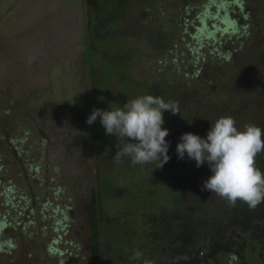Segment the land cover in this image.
Instances as JSON below:
<instances>
[{"label": "rangeland", "instance_id": "1", "mask_svg": "<svg viewBox=\"0 0 264 264\" xmlns=\"http://www.w3.org/2000/svg\"><path fill=\"white\" fill-rule=\"evenodd\" d=\"M182 1L185 4L184 0H149L148 8H143L142 1L132 0L128 9L138 12L136 15L142 22L140 30L148 31V36L145 31L144 35L141 31L134 33L132 27L123 42L124 33L108 34L109 37L96 42L97 54L86 50L83 58L81 55L87 47L81 46L87 39L83 20L85 0H0V153L8 162L6 169L0 168V177L4 179V182L0 180V192L4 186L6 193L5 197L0 193V209L5 210H0V221L12 222V227H6L11 228L9 232L0 231V242L9 238L15 243L14 250H10V263L1 256L0 264H56L58 256H48V244L52 241L61 251L60 258L67 259L63 264H87L90 252L88 222L76 210L75 216L69 219L63 215L69 214L67 206L87 200L91 190L98 188L96 173L102 188L114 194L103 216L114 219V216L127 213L114 225L104 224L106 263L130 262L131 254L127 253H132V248L144 255L139 264L145 261L154 264L167 256L161 253L163 246L168 249L169 235L177 231L180 224L176 213L182 211L179 206L174 209L171 198L179 191L176 189L179 185L174 179L171 181L166 170L156 168L155 163L133 168L124 165V160L121 166H114L102 157L95 162L92 158L96 149L94 136L106 145L113 135L105 134L99 117L92 125L86 123L88 116H83L86 115L85 104L81 101L85 94H81L83 88L80 90V87L84 84L82 80H86L91 111L96 108L111 110L108 103L118 105L113 101L119 98L123 103L126 99H134V95H153L175 103L181 116L189 118L204 107L220 109L224 103L232 107L241 101V96L236 95L238 87L244 84L241 77L232 79L220 74L222 77L209 82L198 79L203 76L204 69H208L206 74L211 76L214 66L222 68L227 64L218 55L220 47H224L221 42L233 41L241 32L249 31L253 16L241 19L242 14L232 4L233 0H193L198 6L188 7V15L184 17ZM210 1L216 4L210 3L208 11L202 12ZM246 1L245 7L255 11L254 20L263 31L264 0ZM87 9L92 14L93 9ZM213 11L217 12L214 17ZM224 13L235 18L236 28L229 24ZM197 16H204L207 28L200 27ZM238 23L244 27L243 31L238 29ZM159 39L167 50L157 49ZM132 47L137 49L136 54L130 50ZM68 51L77 60L74 66L80 71L79 75L72 74V68L71 73H67L71 59L69 56L70 60L64 61V57ZM102 52V57L104 53L107 55L104 60L100 59ZM90 61L93 65H89ZM226 68L223 70L228 71ZM252 84L256 86L257 82ZM79 112L82 120L77 117ZM220 116L221 113L215 112L216 119ZM165 123H168L166 117L163 125ZM174 125L177 123L173 121ZM24 133L26 140L19 145ZM11 139L13 146H22L19 151L23 162L14 160ZM42 139L46 141L40 144ZM99 150L96 153H100ZM22 163L31 173H34V164L42 165L37 169L36 179L20 180L16 167ZM148 191H153L154 195H149ZM20 196L30 198L28 208H33V213L19 208L18 204L24 201L19 200ZM7 199L12 204H6ZM162 216L169 218L172 232ZM155 232L166 234L154 240L152 234ZM177 234L179 232L171 237L172 243L187 253L183 242L175 238ZM218 258L219 261L216 259L212 263L234 264L222 255ZM245 260L247 264H258L254 256L245 257Z\"/></svg>", "mask_w": 264, "mask_h": 264}, {"label": "trees", "instance_id": "2", "mask_svg": "<svg viewBox=\"0 0 264 264\" xmlns=\"http://www.w3.org/2000/svg\"><path fill=\"white\" fill-rule=\"evenodd\" d=\"M131 2L132 0H96V3L90 6L93 9L91 22L93 24L96 23L95 26L98 28H103L107 22L113 20L118 11L123 10L126 6L130 8ZM210 3L216 4L213 1H210L209 4L205 6V9L203 7L201 11H208ZM232 4L238 7V13L241 12V19H244V12L239 10V6H237L238 4L234 1ZM197 6L198 4H192L188 0L186 7L191 8ZM216 13V11H213L211 13L212 17L216 16ZM206 15H208V12ZM254 17L255 14L249 23L251 25L249 31H243L244 27H240V24L238 23V29L243 31L240 33L239 37H235L233 41L224 40L221 42L224 47H220L221 50L218 52V55L222 60H225V63L227 64L222 68H215L214 66L212 69L214 73L211 76L206 74L209 73V70L204 69L203 76L198 79L200 82H207L206 79L209 82L211 79L216 80L218 76L222 77L224 75H228L232 79L241 77L244 84L239 86L236 91V95L241 96V101H238L232 107L227 103H224V106L220 109L214 108V106L209 108L204 107L202 111L195 116L189 115V118L186 115L181 116L180 113H177L173 117H178L179 123L174 128H168L169 135L166 137V140L170 143L168 152L170 160L160 169L164 171L166 170L170 175L169 177L172 178L171 181L173 182L174 179L175 183L179 185L176 187L177 190L179 188V191L174 194V197L172 195L171 198H173L174 201V209L179 206L178 209L182 211L180 214L176 213V220H179L180 224L177 231L170 233L168 240L172 239L171 237L174 233L179 232V234L176 235V238L183 243H187L189 250L187 254L194 256L195 259L198 260V264H211L216 259L219 261V255H222L227 259L232 258V261L235 264H247L245 257H256L258 259V264H263L262 260H264V203L259 204L255 209L249 208L246 203L241 201H238L235 206H230L225 199L218 197L215 193L206 190L202 191L204 181L211 175L207 163L197 168L195 161L189 160L187 154H185L183 159H180L176 152V145L180 142V137L183 133L191 132L198 134L201 137H206L211 124H214L217 120L215 112H217V114L221 113L220 117H234L237 122L236 126L240 130H243L245 124H255L264 131V30L262 31L260 26L256 25L257 21L254 20ZM196 18L201 23V28H207L204 16H197ZM227 21L233 27V24L237 23L233 18H231L230 21L229 16ZM92 26L94 27V25ZM211 33L209 35H211ZM156 47L158 50L160 48L164 49L165 45H163L159 39ZM229 59L230 62H228ZM226 66L228 71L223 70ZM204 75L206 78L203 79ZM255 81L257 82L256 86L252 84ZM186 91L187 90L185 89V92ZM200 106L201 105H198L197 107ZM25 133L19 138V145H21L23 139L26 140ZM91 138H93V136ZM94 139L97 143L101 142V140L97 137L95 138V136ZM262 139H264V136H262ZM43 141L46 140L42 139L40 144ZM13 142L14 141L11 139L9 144L13 146ZM19 145L13 146L12 149V155L16 161H21L22 157L19 151L22 146ZM95 145L96 143L94 146ZM99 145L102 147L105 146L106 148L109 146L108 144L104 145V143H100ZM95 147L96 149H94V155L92 156L95 162L100 157L106 162H112L110 161L109 153H107V155H102L103 151L99 150L97 146ZM38 150H42V148H39ZM97 150H99L100 153H96ZM32 160L34 159L31 158L30 162H32ZM21 162H23V160ZM130 163L131 161L129 159L123 161L124 165H129ZM115 165L121 166V162L116 163ZM3 166L6 169L8 162L3 160L2 154L0 153V168ZM41 166H39V164H34V173H31L30 169L24 167L23 163L22 166L17 164L16 175L21 177L20 180L26 179L30 181L29 179H36L38 174L37 169L41 168ZM256 166L264 172V153L257 156ZM96 176L97 184L99 186L98 188L96 187L91 190V194L89 195L90 198H87V200H78V203L71 205L72 207L67 206L66 208L68 209L69 214H64L63 217L69 219L72 216H75L74 212L76 210L81 213L83 218H86L90 229V252L87 254L86 263L107 264L104 257V247H107V242L105 243L103 239L104 224L111 223V225H114L121 216L127 215V213L114 216V219L108 216L105 218L103 216L105 213L104 209L108 208L107 203H109L114 194L110 189L108 191L104 190L102 184L98 183V178H100L98 173H96ZM0 180L4 182V179L1 177ZM10 181L12 180L10 179ZM4 189L5 187L2 186L0 193L4 194L5 197L6 193ZM148 192L149 195H154L153 191ZM19 200H24L21 204H18L20 209H28L30 213H33V208H28L30 198L20 196ZM4 202L6 204H12L10 199H7ZM74 207L76 209H74ZM0 210L5 211L4 209ZM108 214H110L109 210ZM162 218L165 219V216H162ZM168 219H165V221H168ZM59 222L60 221H58V223ZM11 223L12 222L10 221L5 222L1 220L0 231L3 230L2 233L9 232L11 228L6 227L9 225L11 226ZM166 224L168 229H170V222L168 221ZM175 224L176 222H174V225ZM159 233L160 232H155V234H152L153 237L155 236L154 240L162 239L166 234L165 232L161 234ZM129 242L131 243V241ZM14 247L15 243H11L9 238L3 242L1 241L0 257L3 256V258L10 263V250H14ZM131 250L136 249L132 248ZM48 251V256H58H55L57 258L56 264H63L66 262L67 259L60 258L59 255L61 254V251L53 245V241L48 244ZM127 254L131 253L129 252ZM2 260L3 259L0 258V263ZM142 260L130 261L127 263L122 261L123 263L121 264H139ZM220 264H223V261H220Z\"/></svg>", "mask_w": 264, "mask_h": 264}, {"label": "clouds", "instance_id": "3", "mask_svg": "<svg viewBox=\"0 0 264 264\" xmlns=\"http://www.w3.org/2000/svg\"><path fill=\"white\" fill-rule=\"evenodd\" d=\"M165 111L179 113L173 102L142 95L111 110L93 109L86 123L92 125L99 117L105 134L117 138L121 147L113 156L115 163L127 158L133 165L155 163L156 168H162L170 160V143L166 140L169 130L162 127ZM236 123L234 117L222 116L211 124L206 137L183 133L176 152L180 159L187 154L197 168L207 163L211 175L202 191L215 193L230 206L241 201L255 209L264 203V172L256 166L257 156L264 153V131L255 124H245L240 130ZM142 258L141 251L133 250L129 261Z\"/></svg>", "mask_w": 264, "mask_h": 264}, {"label": "flooded vegetation", "instance_id": "4", "mask_svg": "<svg viewBox=\"0 0 264 264\" xmlns=\"http://www.w3.org/2000/svg\"><path fill=\"white\" fill-rule=\"evenodd\" d=\"M85 1H86L85 2L86 8H85V15H84L85 19H83V20H85V22H86V32L85 33L87 34V39H86L85 42H83V44L81 46L83 48L84 45H87V47L85 48L84 52L82 53L83 55H81V57L85 58L84 57V53H86V50H89V53H91L92 55L97 54L96 53L97 52L96 42L100 41V40H104L106 37H109V35H111V34H114V35L117 36L118 34H123L124 33L125 35H124V37L122 39V42H123V40L130 34L129 33L130 27H132V30H133L134 33L138 32V31H141L140 34L144 35L143 31H145L147 36H148V34H149L148 31L144 30V28L140 30L142 22L139 21L140 18H139L138 15H136V13H138V12L136 10H132V12H131L129 10L130 8L128 9V6H126L123 10L118 11L116 13V15L114 16L113 20H111L110 22H107L106 25L103 28H98L97 26H95L96 23L93 24L91 22V17L93 15V12L91 14V11H89L87 9V8H90V6L93 4V2L96 3V0H85ZM140 1H142L141 5H142L143 8H148L149 0H140ZM184 1H186V2L184 4L183 1H182V8L184 7L183 16L185 17L186 15H188V11H187L188 7H186L187 3H188V0H184ZM233 1L238 4L237 6H239V10H241V11L243 10L244 11V13H243L244 17H245L244 19H246V18H248L250 16H253L255 14V11L253 9L245 7V5H246L245 3L247 2L246 0H233ZM191 3L192 4L194 3L193 0L191 1ZM185 7H186V9H185ZM193 8L194 7H191V9H193ZM130 12H131V14H130ZM140 14H141L140 16L143 15L142 10H141ZM224 15H225V13H224ZM225 17L228 18L226 15H225ZM123 18H125L127 21H124ZM233 19H235V18H233ZM196 20H197V18H196ZM109 24H111V25L108 26ZM92 25H94V27ZM233 25L236 28V26H235L236 23H234ZM201 26L202 25H200V27ZM109 28H110V31H109ZM133 32H132L131 36H134ZM137 37H139V36H137ZM134 38H135V36H134ZM135 41H137V39H135ZM51 48L54 49V47H51ZM67 50L71 51V49H67ZM124 50H125V48L123 47V51ZM130 50L134 52L133 54H136V51H137L136 48L132 47V48H130ZM164 50H167V49L164 48ZM220 50H221V48H220ZM52 51L54 52V50H52ZM69 56H70V54H69V51H68L67 53H65V57H64V61H69L71 59V63L67 62L68 63L67 64V69H68L67 73H69V72L71 73V68H72V70L74 71L72 74H76L77 75V73H78V75H79L80 71L77 70V66L76 67L74 66L76 61H77L76 58L73 55H71L70 59H69ZM100 56L101 57L103 56V52L100 54ZM105 56L107 57V55L104 53V57ZM104 57H102L100 59L104 60ZM89 65H93L91 61H90ZM148 67L150 68L149 70L152 69V65L149 64ZM127 68H129V65H128ZM61 71H62V69H61ZM65 71L66 70H63V72H65ZM80 76H81V74H80ZM82 77H85V76H82ZM160 78H161V76H160ZM81 83H84L83 86L80 87V90H81V88H83L81 90L82 91L81 94H83V95L85 94L84 95L85 99H83V97L81 98V101L85 104L83 106L84 110H85V114H86V115H83L84 118H85V116H89L92 111H91L90 106L88 105L90 100L87 98L88 97V92H87V88H86L87 87V81L83 79ZM134 98H136L135 95H134ZM107 99H109V98H107ZM127 100H129V99H126L125 102L120 103V98H119V101H117V102L113 101V103H118V105L112 106L111 103H108V107L111 108V109H114L116 107L123 106V104L126 103ZM107 101L109 102L111 100L109 99ZM92 102H94V101H92ZM168 112H170V111H165L164 114H163V118L166 117L167 120H168V123H165V125H163L162 127L167 128V129L168 128L171 129V128L176 127V125L173 126V121L176 122L177 124L179 123V121H178L177 117H175V118L173 117L174 120H173V118L171 119L170 117L174 116V115L172 113L167 115L166 113H168ZM77 117L79 118V120H82V113L79 112ZM94 143H96V146L100 147V149L102 148L101 149V151H103L102 155H107V153H109V155H111V154L113 155L114 153H116L118 148L121 147L120 143L118 142L117 138L114 135L109 138V141H108V145L109 146L107 148L105 146L104 147L100 146L99 143H97L95 139H94ZM126 159L127 158H125L124 160H126ZM110 161H112L111 162L112 165L115 166L113 158H111ZM129 165H132L133 168L135 167V165H133L132 163H130ZM114 166L112 168H114ZM155 166H157V165L155 164ZM183 246H184L185 249H187V253H188L189 250H188V247H187V243L184 242ZM167 247H168V249L163 246V251H161L162 254L164 253L167 256H162V259L160 258L159 259L160 261H156L154 264H196V263L198 264V260L195 259L194 256H190L187 253H185L183 251H180L181 250V248H179L180 246L177 247L176 243H172V239L171 240L169 239L167 241ZM164 251H166V252H164ZM172 256H174V258H171ZM229 261H232V258H230ZM211 264H213V263H211Z\"/></svg>", "mask_w": 264, "mask_h": 264}, {"label": "water", "instance_id": "5", "mask_svg": "<svg viewBox=\"0 0 264 264\" xmlns=\"http://www.w3.org/2000/svg\"><path fill=\"white\" fill-rule=\"evenodd\" d=\"M228 16H230V14H229ZM229 18H230V17H229ZM230 21H231V18H230Z\"/></svg>", "mask_w": 264, "mask_h": 264}]
</instances>
